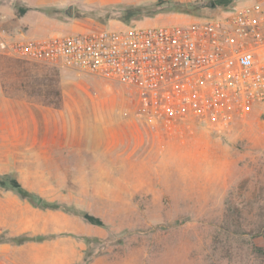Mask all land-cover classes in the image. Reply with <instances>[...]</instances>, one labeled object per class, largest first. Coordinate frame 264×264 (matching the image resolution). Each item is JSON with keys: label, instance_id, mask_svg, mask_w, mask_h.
Returning a JSON list of instances; mask_svg holds the SVG:
<instances>
[{"label": "rangeland", "instance_id": "374dc122", "mask_svg": "<svg viewBox=\"0 0 264 264\" xmlns=\"http://www.w3.org/2000/svg\"><path fill=\"white\" fill-rule=\"evenodd\" d=\"M174 1L196 8L161 11L157 0H48L35 5L45 14L32 10L26 19L41 39L79 32L80 25L184 24L224 15L252 0ZM70 4L72 17L65 13ZM13 5L17 15L26 9L22 0ZM128 5L147 6L154 14L124 22ZM11 58L0 54L2 78L25 79L29 91L31 79L43 91L58 88L61 100L47 104L43 93L30 92L27 116L11 119L15 131L30 129L27 134L2 131L6 120L0 118V193L13 190L22 200H5L9 207L0 215V241L34 237L6 243L23 245L18 253L24 260L57 252L59 264L67 259L71 264H258L264 254V116L259 111L226 134L195 122L153 127L136 115L135 92L118 82L69 68L55 74L30 65L15 70ZM36 127L39 133H30ZM197 158L218 161L228 170V184L213 185L214 169L203 163L201 168ZM13 179L34 202L12 187ZM39 197L59 208L37 205ZM71 210L97 215L104 225ZM13 230L18 234H10Z\"/></svg>", "mask_w": 264, "mask_h": 264}, {"label": "built area", "instance_id": "2783aa9c", "mask_svg": "<svg viewBox=\"0 0 264 264\" xmlns=\"http://www.w3.org/2000/svg\"><path fill=\"white\" fill-rule=\"evenodd\" d=\"M0 46L15 59L124 85L153 127L195 122L226 134L251 111L264 116V0L184 24L102 26Z\"/></svg>", "mask_w": 264, "mask_h": 264}, {"label": "crops", "instance_id": "0c3cea01", "mask_svg": "<svg viewBox=\"0 0 264 264\" xmlns=\"http://www.w3.org/2000/svg\"><path fill=\"white\" fill-rule=\"evenodd\" d=\"M22 2L25 3L26 10L24 14L17 15L16 9L13 5L14 0H0V45L3 40L28 41V40L38 39L34 37L36 36L35 33L36 31L32 30V25L28 22L26 18L32 10H38L44 13L42 10L35 8V5L41 4L43 2H48V0H33L32 2L22 0ZM77 27L81 29V31L89 29L85 25H80ZM1 51L2 50L0 47V54H2ZM10 64L11 66H13L11 69H15V70L19 69L18 67H20V65L22 67L24 65L25 66L30 65L31 67L35 66V67L49 68V71H51L52 74H55L56 72H58L57 69H60L59 67L50 64H44L39 62H28L18 59H14L12 62H10ZM31 81L28 84V86H30L29 88L31 89V91H29L26 88L27 85L25 79L10 77L5 80V78H2L0 76V118L6 120V124H3L4 126L1 125V128H3L2 131H6V133L8 134L29 133L28 130L30 129L27 128L21 129L20 127H17L18 131H15V128L12 126L16 125V122H11V119L25 118L27 116V114L25 113V109H26L25 106L27 101H30L28 97L29 95H31L30 92H33V90H35L36 92L43 93V96L45 95L46 97L45 100L47 99L45 101L47 104L56 105L55 104L56 102H54V100L57 99V96H55L54 93L55 91L59 90L58 88H52V89L48 88L47 90L43 91L39 86V84L37 85H35L34 83L32 84ZM34 81L37 82L38 79H36L35 77ZM48 107L49 106H45V108ZM30 133L38 134L39 128L38 127L34 128ZM38 140L39 138L34 137L33 143H37ZM195 162H198L201 168L203 163V165H210V167L214 169L213 177H209L210 181L213 182V185L218 186V183L220 181L228 184V180H227L228 170L225 167H223L224 170H222L221 166L219 165L220 163H218V161L197 158ZM220 193L221 195L223 194L222 192ZM9 197L13 198L14 204H18L20 201H22L19 195L17 194V192L13 190H7L3 194L0 193V215L3 209L6 208V206L9 207V204L5 201ZM0 232H1V228H0ZM18 232H19L18 230H13L10 232V234L17 235ZM261 245L264 246V238H261ZM22 246L23 245H11L6 242L0 243V264H42V261H44L46 264H59L58 261L59 255L57 252L50 253L49 255H45L44 260H42V256L40 254L37 255L30 254L29 258L27 260H24L23 257H21L18 253L19 250L22 248ZM258 261H259L258 264H264V254L261 255V257H259ZM72 262H73L72 259H67L66 263L64 264H71Z\"/></svg>", "mask_w": 264, "mask_h": 264}, {"label": "trees", "instance_id": "16d2710c", "mask_svg": "<svg viewBox=\"0 0 264 264\" xmlns=\"http://www.w3.org/2000/svg\"><path fill=\"white\" fill-rule=\"evenodd\" d=\"M215 3L217 4H228L231 3L232 0H214ZM167 4V8L165 9L163 6ZM169 4H172L171 7H168ZM157 6L160 7L161 11H179V12H188L191 13L194 11L196 7H194L192 4H186L183 2H175L174 0H157ZM26 9L21 10L20 14H24ZM158 11V12H161ZM154 14V9H150L147 6L144 5H128V7L124 11V15L121 16V19L124 22H129L132 19H135L137 16H139L138 19H140V16L142 15H153ZM58 73V72H57ZM55 96H57V99L54 100L56 102L55 104H58L61 100V94L60 91L57 90L54 93ZM4 182L0 180V184H3ZM12 187L15 188L24 198H31L30 200L34 202L35 199H33V196L30 195V192L25 189L20 182L17 180L13 179L11 181ZM39 203L37 205L41 207H51V208H59V205L57 203H51L49 201H45L42 198H38ZM69 210V209H68ZM72 211V210H71ZM74 213L82 215L88 222L96 225H104V221L101 217L91 214L89 212H77V211H72ZM42 237H38L37 240H41ZM29 240H34V237H28V236H18V237H11L7 240H2L0 242H15L17 244L24 243Z\"/></svg>", "mask_w": 264, "mask_h": 264}, {"label": "water", "instance_id": "95a60500", "mask_svg": "<svg viewBox=\"0 0 264 264\" xmlns=\"http://www.w3.org/2000/svg\"><path fill=\"white\" fill-rule=\"evenodd\" d=\"M65 13L67 16L72 17L73 16V5L70 4L66 9H65Z\"/></svg>", "mask_w": 264, "mask_h": 264}]
</instances>
